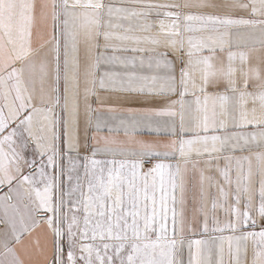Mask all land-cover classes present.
<instances>
[{
    "label": "snow or ice",
    "instance_id": "6c2138e0",
    "mask_svg": "<svg viewBox=\"0 0 264 264\" xmlns=\"http://www.w3.org/2000/svg\"><path fill=\"white\" fill-rule=\"evenodd\" d=\"M241 25L264 52V0H0V264L38 230L42 264H185L188 235L186 264H264V57L226 49Z\"/></svg>",
    "mask_w": 264,
    "mask_h": 264
},
{
    "label": "crops",
    "instance_id": "0c3cea01",
    "mask_svg": "<svg viewBox=\"0 0 264 264\" xmlns=\"http://www.w3.org/2000/svg\"><path fill=\"white\" fill-rule=\"evenodd\" d=\"M160 19L163 18H159V19H154V17H151L152 22L155 24V27L153 28V31H157L159 28V23L158 21ZM116 22V21H114ZM169 21L165 20V23ZM125 27L129 26V22L128 21H124L123 22ZM131 24L133 26H135L136 21L133 20L131 21ZM167 24V23H166ZM116 31H120V29H117ZM223 32H225L224 35V40H225V47L227 50H231V51H235V52H247L251 58V62L253 64H257L259 62L258 57H264V52H260L258 51V49L261 47L259 40H260V34H259V29H253L249 26H232L228 29H222ZM215 35V34H213ZM118 55L121 53H117ZM208 53L205 52V55H207ZM217 54L221 55V53H219V50H217ZM226 52L223 53L222 55H224L226 57ZM127 55H133L131 52L127 53ZM136 55H139L138 53ZM211 90V89H210ZM129 106H136V105H129ZM101 135H107V133H101ZM120 138L123 139V133H120ZM140 138L144 139V140H153L156 139L155 136L153 135H149L147 132L141 133L139 134ZM221 135H223V133H221ZM239 154V153H236ZM27 155L29 156V158H31V150H27ZM7 188L5 187L2 191H0V195H3L5 193H7ZM204 237L200 236V235H188L185 238V244L183 246V252H182V259L185 261H187V257H188V249H187V240L188 239H202ZM39 240V245L40 247H44L45 244L48 245L49 249L51 248V243L50 240H47L46 237L43 234L42 230H38L36 232L33 233V235L31 237H26L25 238V242L26 244H28L29 241H32V243L29 245V255L31 257V259H29V257H25L26 260V264H37V262L39 261L40 264H42V257H40L38 255V252L36 250L35 247V242L36 240Z\"/></svg>",
    "mask_w": 264,
    "mask_h": 264
},
{
    "label": "rangeland",
    "instance_id": "374dc122",
    "mask_svg": "<svg viewBox=\"0 0 264 264\" xmlns=\"http://www.w3.org/2000/svg\"><path fill=\"white\" fill-rule=\"evenodd\" d=\"M113 2L117 5H119L120 3V0H113ZM153 2H156V3H183V0H153ZM217 2H223V0H217ZM165 11V9H161V12ZM208 11H215L217 14L219 15H222V16H225V15H232L234 17H238L239 15H244V16H247L246 13H243V12H240L239 10H236V11H229L227 9H219V10H208ZM152 17H154V19H159V18H163L165 19L166 21H168L166 18H164L162 15L160 17H156L155 15H153ZM168 23V22H166ZM242 26V25H241ZM236 155H239V154H236ZM221 163V166H223V161L220 162ZM192 195V192L190 191L189 192V197H191ZM191 204V201H189V205ZM189 210H190V207H189ZM187 237V236H186ZM181 259H182V256H181Z\"/></svg>",
    "mask_w": 264,
    "mask_h": 264
}]
</instances>
